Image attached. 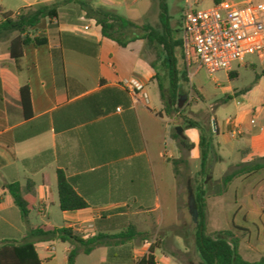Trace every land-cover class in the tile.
Returning <instances> with one entry per match:
<instances>
[{
  "label": "crops",
  "instance_id": "0c3cea01",
  "mask_svg": "<svg viewBox=\"0 0 264 264\" xmlns=\"http://www.w3.org/2000/svg\"><path fill=\"white\" fill-rule=\"evenodd\" d=\"M54 1L59 0L42 3ZM87 1L98 7L94 0ZM3 3L0 0V11H4ZM30 6L33 5L27 0L15 13ZM52 24L46 19L37 26L36 36L45 38L47 44L27 47L18 64L19 70L9 58V52L10 61L0 66V92L5 95L9 86L17 94L15 97L9 94V99L3 96L0 103V243H21L26 233L18 208L3 190L4 185L15 182L20 184L23 196L33 199L32 227L70 228L86 239L98 232L114 234L134 225L138 232L148 236L144 225L153 220L160 226L158 213L164 198L172 194L177 197L176 181L185 177L183 172L190 171L197 177L199 131L183 120L174 124L177 118L169 117L167 110H163L160 92L159 101L151 100L150 86L157 82L159 89L164 77L166 82L168 78L163 69L160 77L153 68L155 63L143 47L145 40L120 47L104 38L101 28L74 3L58 8ZM257 61L264 82V58L257 57ZM177 66L181 87L182 77L187 83L191 78L182 55L177 56ZM248 66L256 68L255 63ZM223 73L228 79L237 78L234 68ZM129 78L144 85L147 102L140 96L134 101L120 87V82ZM26 84L32 112L28 119L23 116L19 95V89ZM231 97L233 102L246 104L247 90L234 92L227 100ZM236 110V115L221 129L215 126L217 136L213 138L214 155H211L215 168L226 163L233 171L239 163L264 157V106ZM176 115L183 114L178 111ZM177 126L183 128L184 139L193 145L189 152H181L172 137ZM181 157L184 162L175 167L172 161ZM58 170L87 204L82 210L60 211V222L54 220L56 210H60ZM138 241L129 244V259L109 258L106 247H98L86 256L100 251L97 264H132L149 249L145 238L146 248L136 258ZM34 242L42 264H67L73 249L78 251L77 255L84 254L80 246L58 240ZM55 242L63 246L60 257ZM156 251V264H159ZM75 264H78L77 256Z\"/></svg>",
  "mask_w": 264,
  "mask_h": 264
},
{
  "label": "rangeland",
  "instance_id": "374dc122",
  "mask_svg": "<svg viewBox=\"0 0 264 264\" xmlns=\"http://www.w3.org/2000/svg\"><path fill=\"white\" fill-rule=\"evenodd\" d=\"M27 0H4L2 12L15 13ZM32 3L33 6L42 3ZM216 0H197L194 9L203 11L214 6ZM219 1V0H217ZM222 1H238V0H222ZM264 2V0H258ZM118 2L119 4H115ZM161 0H94L97 6L115 10L122 17L135 22L139 26H150L160 31L159 22V3ZM171 16V26L175 32V38L181 39L182 36V20L187 9L184 0H165ZM140 35V30L136 31ZM7 41H0V66L10 61L8 58ZM143 47L147 49L148 58L153 61L154 69L158 70L160 77L163 75V53L161 48L151 46L146 40ZM177 56H181L182 52L176 50ZM256 55L248 56L244 65L236 64L234 70L237 78L228 79L223 72L217 73L209 77L203 69H197L191 66L186 69L187 75L193 73L190 82L182 79L181 95L175 98V105L171 112V118H177L174 124L185 122H193L197 124L199 129L208 131L209 135L216 139L217 132L215 126L219 129L229 119L236 115V109H244L249 106L260 108L264 106V82L262 81L263 71L260 62L257 61ZM249 63H255L256 68H249ZM181 67V65H180ZM185 68V67H184ZM163 79V78H162ZM165 79V77H164ZM163 79L165 99L162 101L163 110H166V98H168V82ZM23 82L22 78L19 83ZM9 91L0 92V103L3 96L9 99V94L15 97L16 93L6 86ZM198 90L201 97L195 92ZM247 90L246 104L240 101L233 102L227 100L234 92ZM251 91V92H248ZM151 100L159 101V89L157 82L148 89ZM17 98V97H16ZM176 111H181L182 116L176 115ZM240 164V163H239ZM212 167L205 183L207 184V206H206V230L211 237L215 238V234L220 231H231L235 237L239 239V254L247 261H259L264 259V170L260 172L236 178L228 186L224 195L213 197L217 185L220 183L224 174L231 172L226 163L217 165L209 163ZM184 178L177 180V197L167 195L159 216H161L160 226L155 221L150 220L146 225L148 236L146 239L157 245L156 257L159 264H200L198 254L194 248L193 231L195 224L189 212V200L195 191L196 185L200 182L198 177L193 176L190 171L183 172ZM189 182V183H188ZM55 221L60 222V210H56ZM52 216V214L50 215ZM36 222L40 224V220ZM181 238V240L176 239ZM137 249L135 257L141 256L146 246L143 241L135 243ZM54 247L58 257L61 256L62 245L55 242ZM79 247V246H77ZM78 252V251H77ZM44 256V254H41ZM101 256L100 251H96L93 255L87 257L81 252L77 255L78 264H97Z\"/></svg>",
  "mask_w": 264,
  "mask_h": 264
},
{
  "label": "trees",
  "instance_id": "16d2710c",
  "mask_svg": "<svg viewBox=\"0 0 264 264\" xmlns=\"http://www.w3.org/2000/svg\"><path fill=\"white\" fill-rule=\"evenodd\" d=\"M69 3L78 5L80 10L85 13L86 18L94 20L96 25L101 28L102 36L117 43L120 47H126L129 43L142 39L146 40L151 46L161 48L163 53L162 66L168 78L166 110L167 115L170 117L175 105V98L181 95L176 50H180L183 56V41L174 36L177 30H173L171 26V16L165 0H161L159 3L160 31L146 25L139 26L117 14L115 10L102 6L93 7L87 0H59L52 3H41L22 8L17 13L0 11V41L9 43V58L15 62L17 69L19 70L18 64L23 58L24 50L27 47L33 46L36 48L47 44L45 38L36 36L37 26L46 19L49 20V25L53 26L52 20L56 19L58 8ZM216 3L219 2L216 1ZM137 30H140V35L136 34ZM182 79L187 80L185 77H182ZM163 90V83L159 84L162 101L165 99ZM195 92L200 96L198 90ZM19 95L23 116L28 119L31 117L32 112L27 84L19 89ZM186 124L197 128L196 123L186 122ZM172 137L176 140L181 152H189L193 148V145L189 144L186 139L180 138L176 134L175 128L172 130ZM199 151L200 168L197 177L200 182L196 185L192 195L198 213V223L195 225L192 235L200 264H264V259L252 262L243 259L239 254L240 241L231 231L217 232L215 238L207 233L205 216L207 187H205V179H207L210 172L209 163L211 155H214V144L208 131L202 129H199ZM183 162L182 157L178 161H172L175 167L178 163ZM261 170H264V157L238 164L236 169L222 176L213 195L222 196L234 179L254 175ZM56 176L60 211L73 212L87 208L86 202L74 191L64 173L58 170ZM27 187H30L29 181ZM3 190L11 196L14 205L18 208L26 233L21 243L14 241L0 243V264H42L35 249V240H58L62 243L80 246L85 255L90 254L98 247H106L108 248L109 258L122 257L129 259L130 252L127 251V249H130L129 244L136 240L143 241L147 237V234L138 232L134 225H129L114 234L98 232L86 239L77 236L70 228L32 227L30 214L33 211V199L29 196H23L18 182L4 185ZM126 245L128 247H125ZM119 246L125 248L116 250ZM157 249L158 247L155 244L150 246L147 253L134 260L132 264H156L155 251ZM76 256V249L70 251L67 264H75Z\"/></svg>",
  "mask_w": 264,
  "mask_h": 264
},
{
  "label": "built area",
  "instance_id": "2783aa9c",
  "mask_svg": "<svg viewBox=\"0 0 264 264\" xmlns=\"http://www.w3.org/2000/svg\"><path fill=\"white\" fill-rule=\"evenodd\" d=\"M184 1L187 9L181 39L187 70L195 66L212 77L220 72H231L248 56L264 58V2L220 1L209 9L196 11L197 0ZM119 85L134 101L138 96L148 101L144 85L137 79H125ZM152 245L153 241L149 242V247Z\"/></svg>",
  "mask_w": 264,
  "mask_h": 264
},
{
  "label": "water",
  "instance_id": "95a60500",
  "mask_svg": "<svg viewBox=\"0 0 264 264\" xmlns=\"http://www.w3.org/2000/svg\"><path fill=\"white\" fill-rule=\"evenodd\" d=\"M175 132L180 138H184L182 127H179V126L175 127ZM209 168L211 172L212 167H209ZM189 212L192 217L193 223L196 225L198 223V213H197V210L195 209L194 200L192 197L189 200Z\"/></svg>",
  "mask_w": 264,
  "mask_h": 264
}]
</instances>
